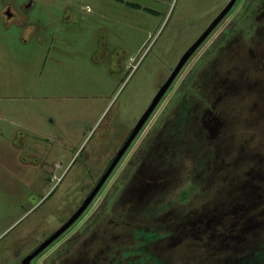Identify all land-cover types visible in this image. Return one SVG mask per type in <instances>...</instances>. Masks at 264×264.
Here are the masks:
<instances>
[{"label":"rangeland","instance_id":"374dc122","mask_svg":"<svg viewBox=\"0 0 264 264\" xmlns=\"http://www.w3.org/2000/svg\"><path fill=\"white\" fill-rule=\"evenodd\" d=\"M225 1L0 0V264L75 206ZM248 1L28 264H264V0Z\"/></svg>","mask_w":264,"mask_h":264},{"label":"water","instance_id":"95a60500","mask_svg":"<svg viewBox=\"0 0 264 264\" xmlns=\"http://www.w3.org/2000/svg\"><path fill=\"white\" fill-rule=\"evenodd\" d=\"M235 0H228L227 3L221 8V10L211 19V21L207 24V26L199 33V35L190 43V45L182 52L180 57L178 58L177 62L171 69L170 73L166 77V79L161 83L158 87L157 91L154 93L153 97L151 98L149 104L143 110V112L138 117L137 121L133 125L130 133L125 138L123 143L117 149L115 155L100 175L97 182L94 184L92 189L89 193L84 197L81 204L70 214V216L60 224L53 232H51L48 236H46L33 250L28 252L24 255L16 264H26L31 258H33L36 254H38L45 246H47L51 241H53L63 230H65L85 209L88 203L91 201L93 196L96 194L106 177L109 175L115 164L118 162L119 158L134 138L148 115L154 109L160 98L163 96L165 91L167 90L168 86L171 84L172 80L174 79L175 75L189 57V55L196 49V47L203 41V39L209 34V32L214 28V26L218 23V21L227 13L229 8L232 6ZM7 15L9 12L6 11Z\"/></svg>","mask_w":264,"mask_h":264},{"label":"flooded vegetation","instance_id":"af4514ba","mask_svg":"<svg viewBox=\"0 0 264 264\" xmlns=\"http://www.w3.org/2000/svg\"><path fill=\"white\" fill-rule=\"evenodd\" d=\"M227 1L228 0H226L225 1V3L218 9V11L211 17V19L221 10V8L227 3ZM236 2V0L234 1V3ZM250 2V4L253 2V0H249L248 1V3ZM234 3L232 4V5H234ZM250 4H248V5H250ZM232 7V6H231ZM230 7V8H231ZM229 8V9H230ZM2 11H3V13L6 15V17L8 18V17H10L11 15H12V11H11V9H10V7L9 6H7V7H5V8H3L2 9ZM6 11H8L9 12V15H7V13H6ZM229 11V10H228ZM211 19H210V21H211ZM210 21H208V23L210 22ZM207 23V24H208ZM207 24L205 25V26H207ZM205 26H204V28H205ZM234 27V23H231V25H229L228 26V30H231L232 28ZM225 38V32H224V35L222 34L221 36H220V40H223ZM174 65H175V63H174ZM174 65H172V67L171 68H169V70L171 71V69L173 68V66ZM170 73V72H169ZM168 73V74H169ZM168 74L156 85V88H155V92L157 91V89H158V87L161 85V83L166 79V77L168 76ZM169 87V86H168ZM164 95V94H163ZM150 102V101H149ZM149 102L147 103V105L149 104ZM146 105V106H147ZM146 106L144 107V108H146ZM141 114V113H140ZM140 115H138V117H139ZM138 117L134 120V122L132 123V125H131V127L129 128V130H128V132L126 133V135L123 137V139H122V141L119 143V145H118V147L115 149V151L113 152V154H112V156L110 157V159H109V161L107 162V164L104 166V168L101 170V172L99 173V175L90 183V185H89V188L86 190V192L84 193V195L80 198V200L78 201V202H76V204H75V206L73 207V208H71L69 211H68V213L65 215V217L64 218H62L60 221H59V223L55 226V227H53L46 235H44V237H42V239H40L39 241H37L34 245H32L28 250H26V251H23L22 253H20V254H18V256L15 258V260L13 261V263L12 264H16L24 255H26L28 252H30L31 250H33L46 236H48L51 232H53L60 224H62L69 216H70V214L81 204V202L83 201V199H84V197L89 193V191L92 189V187L94 186V184L97 182V180L99 179V177H100V175L103 173V171L105 170V168L107 167V165L109 164V162L111 161V159L113 158V156L115 155V153H116V151H117V149L120 147V145L123 143V141L125 140V138L128 136V134L130 133V131H131V129H132V127H133V125L135 124V122L137 121V119H138ZM144 125V123L142 124V126ZM142 126L140 127V129L138 130V132L136 133V135L134 136V138L131 140V142L129 143V145L127 146V148L125 149V151L123 152V154L121 155V157L120 158H122L123 157V155H124V153L126 152V150L130 147V145L132 144V142H133V140L135 139V137L138 135V133L140 132V130H141V128H142ZM172 127H174V126H172ZM119 158V159H120ZM119 161V160H118ZM116 165V164H115ZM108 177V176H107ZM107 177H106V179H107ZM106 179L104 180V182L106 181ZM104 182L102 183V185L104 184ZM102 185L100 186V188L102 187ZM99 188V189H100ZM98 189V190H99ZM97 193V192H96ZM80 219V215L71 223V224H74V223H76L78 220ZM70 224V225H71ZM69 225V226H70ZM68 226V227H69ZM67 227V228H68ZM66 228V229H67ZM65 229V230H66ZM65 230H63V232L65 231ZM63 232H61L55 239H57L58 237H60V235L63 233ZM54 239V240H55ZM53 240V241H54ZM53 241H51L49 244H51ZM48 244V245H49ZM43 249H45V247L43 248ZM42 251V250H41ZM40 251V252H41ZM39 252V253H40ZM35 257V256H34ZM33 257V258H34ZM32 259V258H31ZM30 261V260H29ZM26 264H28V262L26 263Z\"/></svg>","mask_w":264,"mask_h":264},{"label":"trees","instance_id":"16d2710c","mask_svg":"<svg viewBox=\"0 0 264 264\" xmlns=\"http://www.w3.org/2000/svg\"><path fill=\"white\" fill-rule=\"evenodd\" d=\"M219 40L220 39H218L217 42H219ZM187 109H188V103L183 102L181 104V107H180L179 111H178V119L179 120L184 117L185 112L187 111ZM191 190H192V186H189V189H182L180 191L179 199L180 200H184L189 195V192ZM255 255H257L258 258H261L262 257V251L260 249L256 250L255 251ZM136 264H143V263L139 262V263H136ZM241 264H245V261H243Z\"/></svg>","mask_w":264,"mask_h":264}]
</instances>
